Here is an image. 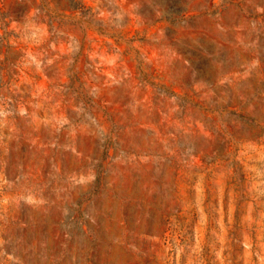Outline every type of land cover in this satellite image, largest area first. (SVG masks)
Instances as JSON below:
<instances>
[{
    "label": "rangeland",
    "instance_id": "1",
    "mask_svg": "<svg viewBox=\"0 0 264 264\" xmlns=\"http://www.w3.org/2000/svg\"><path fill=\"white\" fill-rule=\"evenodd\" d=\"M82 1L0 0V264H264V0Z\"/></svg>",
    "mask_w": 264,
    "mask_h": 264
},
{
    "label": "trees",
    "instance_id": "2",
    "mask_svg": "<svg viewBox=\"0 0 264 264\" xmlns=\"http://www.w3.org/2000/svg\"><path fill=\"white\" fill-rule=\"evenodd\" d=\"M42 9H44V10H46V12H47V14H48V16H49V19H50V23L51 24H53V22L55 21V19H56V16L57 15H60V14H57L56 12H54L53 11V9H51V8H49L48 6H47V2H46V0H43V5H42ZM69 8L70 9H72V10H80V9H82L83 10V8H85V4H84V2L82 1V0H77V3H76V5H71V6H69ZM54 15H56V16H54ZM63 17H69L67 14H61ZM76 17H74L73 18V21L75 22L76 21V23L77 22H80L81 23V21H82V19L81 18H76ZM6 15L4 14V12L1 10V7H0V23H5V24H7V22H6ZM65 19V18H64Z\"/></svg>",
    "mask_w": 264,
    "mask_h": 264
}]
</instances>
